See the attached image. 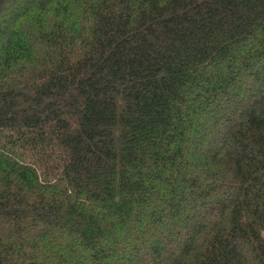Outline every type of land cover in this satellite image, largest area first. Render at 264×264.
I'll return each instance as SVG.
<instances>
[{
    "label": "trees",
    "instance_id": "trees-1",
    "mask_svg": "<svg viewBox=\"0 0 264 264\" xmlns=\"http://www.w3.org/2000/svg\"><path fill=\"white\" fill-rule=\"evenodd\" d=\"M0 264H264V0H0Z\"/></svg>",
    "mask_w": 264,
    "mask_h": 264
}]
</instances>
